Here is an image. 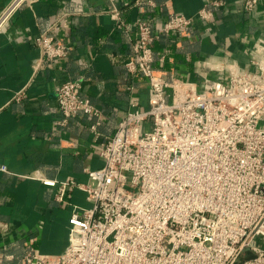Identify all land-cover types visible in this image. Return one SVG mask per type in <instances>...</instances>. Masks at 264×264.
Here are the masks:
<instances>
[{
    "label": "built area",
    "instance_id": "obj_1",
    "mask_svg": "<svg viewBox=\"0 0 264 264\" xmlns=\"http://www.w3.org/2000/svg\"><path fill=\"white\" fill-rule=\"evenodd\" d=\"M33 1L10 0L0 10V30ZM223 4L212 0L195 16L171 13L154 23L135 19L123 66L146 79L148 107L129 99L114 132L99 142L102 165L85 168L87 183L43 179L57 188L56 201L67 202L77 187L90 206L71 212L68 243L58 257L30 248L21 264H235L245 248L254 256L238 264H264V246L257 243L264 239V41L252 46L249 70L226 67V82L205 76L198 85L153 67L155 40L188 35L196 19L211 22L212 7ZM256 4L242 0L241 8L252 12ZM110 11L118 14L115 6ZM61 19L34 38L42 61L67 55L50 33ZM116 28L130 27L117 19ZM55 97L62 122L78 113L99 115L81 78L62 82ZM14 260L0 252V264Z\"/></svg>",
    "mask_w": 264,
    "mask_h": 264
},
{
    "label": "crops",
    "instance_id": "obj_2",
    "mask_svg": "<svg viewBox=\"0 0 264 264\" xmlns=\"http://www.w3.org/2000/svg\"><path fill=\"white\" fill-rule=\"evenodd\" d=\"M9 1L0 0V10ZM134 1L34 0L0 30V252L14 254L13 264H21L30 248L58 257L68 243L71 212L90 206L77 187L69 189L67 202L56 201L57 188L43 179L87 183L85 168L102 165L99 142L114 132L129 99L148 107L146 79L123 66L132 52L135 19L154 23L171 13L195 16L212 0H144L139 6ZM223 1L212 7L211 22L196 19L188 35L155 40L154 69L198 85L205 76L226 82L231 63L249 70L252 46L264 41V0H257L252 12L241 8L242 0ZM58 18L50 33L67 46V55L42 61L34 38ZM117 19L129 25L127 32L116 28ZM162 54L164 61L158 59ZM75 78H81L99 115L78 113L62 122L55 92ZM257 243L264 246V239ZM253 256L245 248L235 264Z\"/></svg>",
    "mask_w": 264,
    "mask_h": 264
},
{
    "label": "rangeland",
    "instance_id": "obj_3",
    "mask_svg": "<svg viewBox=\"0 0 264 264\" xmlns=\"http://www.w3.org/2000/svg\"><path fill=\"white\" fill-rule=\"evenodd\" d=\"M148 128V127H147Z\"/></svg>",
    "mask_w": 264,
    "mask_h": 264
}]
</instances>
